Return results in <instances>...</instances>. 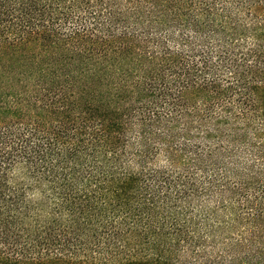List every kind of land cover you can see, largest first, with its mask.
Segmentation results:
<instances>
[{
    "label": "trees",
    "instance_id": "1",
    "mask_svg": "<svg viewBox=\"0 0 264 264\" xmlns=\"http://www.w3.org/2000/svg\"><path fill=\"white\" fill-rule=\"evenodd\" d=\"M0 264H264V0H0Z\"/></svg>",
    "mask_w": 264,
    "mask_h": 264
}]
</instances>
